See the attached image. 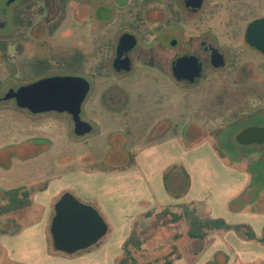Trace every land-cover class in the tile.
<instances>
[{
	"label": "rangeland",
	"instance_id": "1",
	"mask_svg": "<svg viewBox=\"0 0 264 264\" xmlns=\"http://www.w3.org/2000/svg\"><path fill=\"white\" fill-rule=\"evenodd\" d=\"M9 1L0 0V40L9 44L6 53L0 52L2 189L50 178L54 172L49 171V167L61 162L69 167L78 166L77 161H69L77 155L87 156L85 161L91 166L103 167L121 166L137 155L142 164L152 157L164 159L173 153L169 142L175 139L177 145L187 151L199 148L205 142L214 143L229 162L236 157L238 144L229 143L228 138L261 122L241 117L249 111L250 103L257 109H264V58L253 51H245L246 56L256 63L254 78L249 81L237 82L238 76L227 71L211 74L198 86L187 88L175 84L152 66L151 7L136 10L134 5L129 6L128 0H72L62 25L50 35V25L59 18L52 0H16L7 5ZM136 2L146 5V0ZM31 3H34L30 18L32 26L23 28L22 36H19L14 16ZM144 10L151 14L142 28L146 37L141 39L140 47L148 54H143L141 62H136L131 73L116 74L112 61L117 41L128 31L127 21L137 20V16L144 19L143 15L148 14ZM227 14L225 11L213 18L208 28H215L218 34L227 37L230 33V27L226 25ZM77 50L84 54L82 64L77 65L79 76L91 85L81 112V118L93 126L88 136L80 138L75 135L73 121L67 114L33 115L19 109L15 100H1L9 88L35 81L32 62L50 59L55 71L59 72L63 56ZM261 123L264 124V120ZM222 129L224 132L219 142ZM38 211L39 207H34L26 212ZM162 211L152 210L134 221L131 236L141 240L143 246L138 249L130 245L135 258V263L131 264H165L167 259L176 256L171 255V250L176 236L184 234L187 223L154 227L161 223ZM7 216L0 218V231H13ZM4 252L0 242V264H9ZM26 253H29L30 260L42 257L41 251L28 249ZM47 256L49 262L51 258H68L55 251L52 244Z\"/></svg>",
	"mask_w": 264,
	"mask_h": 264
},
{
	"label": "crops",
	"instance_id": "2",
	"mask_svg": "<svg viewBox=\"0 0 264 264\" xmlns=\"http://www.w3.org/2000/svg\"><path fill=\"white\" fill-rule=\"evenodd\" d=\"M228 140L238 144L236 157L229 162L214 143L205 142L187 151L175 139L169 142L173 153L164 159L152 157L142 164L137 155L121 166L103 167L91 166L85 161L87 156L77 155L69 161H77L78 166L61 162L49 167L54 172L50 178L0 188V195L19 188L32 191L29 207L5 215L13 226V231H0L5 260L9 264H118L136 219L152 210H180L183 205H192L202 218L248 226L257 240L246 239L234 230L192 240L186 228L184 234L176 236L171 250L176 256L170 259L171 264H264V144L241 145L236 134ZM65 193L97 209L108 223L109 233L89 250L49 262L55 205ZM34 207H39L35 217L26 212ZM28 249L41 251V259L30 260Z\"/></svg>",
	"mask_w": 264,
	"mask_h": 264
},
{
	"label": "flooded vegetation",
	"instance_id": "3",
	"mask_svg": "<svg viewBox=\"0 0 264 264\" xmlns=\"http://www.w3.org/2000/svg\"><path fill=\"white\" fill-rule=\"evenodd\" d=\"M10 1L13 3L16 0ZM9 2L7 5L11 4ZM128 4L129 6L134 5L136 10L151 7L150 9L153 12L151 33L154 45L151 57L152 66L167 75L177 85L193 88L211 74L227 71L238 76L236 77L237 82L249 81L254 78L256 63L255 60L246 56L245 51H253L264 58V54L252 47L246 39L249 26L257 20L264 19V0H146L144 6L136 0H128ZM225 11L228 13L226 25L230 27V33L227 37L218 34L215 28H208L210 21ZM146 12L148 14L143 15L144 19L137 16V20L127 21L128 31L122 34L117 41L115 56L112 61V69L116 74L126 75L131 73L136 62H141L143 54H148L140 47L141 39L146 37L143 36L142 28L145 26L146 18L150 17L151 14L150 11ZM48 16L51 17V11H49ZM48 21H52V19L49 18ZM126 34L134 36L137 40L136 47L125 54V57L131 62L130 71L120 69L122 62L116 63L120 39ZM195 67L200 70L199 78L194 82L178 81L177 72L188 73L194 70ZM55 76L80 77L79 73L64 74L60 71H53L45 78ZM36 81L39 80L35 79L29 84ZM248 106L249 111L241 117L248 120L258 119L257 121L262 122L264 120V109H257L251 103ZM237 119L238 117L235 118V121ZM82 120L90 123L84 118ZM261 122L239 131L236 134V141L237 136L248 128H264V124ZM222 132H224L223 129L219 131V134ZM2 197L3 194L0 195V198Z\"/></svg>",
	"mask_w": 264,
	"mask_h": 264
},
{
	"label": "water",
	"instance_id": "4",
	"mask_svg": "<svg viewBox=\"0 0 264 264\" xmlns=\"http://www.w3.org/2000/svg\"><path fill=\"white\" fill-rule=\"evenodd\" d=\"M10 1L9 3H11ZM247 42L264 54V19L253 22L246 34ZM137 45L132 35H124L117 48V62L121 68L130 71L131 62L125 54ZM119 70V69H118ZM200 70L195 67L188 73H176L178 81L194 82L200 77ZM88 80L77 76H55L44 78L32 84L9 88L4 101L15 100L19 109L33 115L46 113L69 114L74 122L77 137L88 136L93 126L81 119L82 106L90 93ZM241 145L264 144V128L251 127L237 136ZM51 237L55 251L73 256L89 250L102 241L109 233V225L93 206L82 203L73 194L65 193L55 205V216L51 223Z\"/></svg>",
	"mask_w": 264,
	"mask_h": 264
},
{
	"label": "trees",
	"instance_id": "5",
	"mask_svg": "<svg viewBox=\"0 0 264 264\" xmlns=\"http://www.w3.org/2000/svg\"><path fill=\"white\" fill-rule=\"evenodd\" d=\"M72 0H53L57 8L59 18L50 25L49 33L53 35L59 27L62 25L66 18L67 8ZM34 7V3L28 4L25 8L19 9L14 16V25L20 32L19 36H22L21 30L25 27H31L32 22L31 10ZM9 44L6 41L0 40V52L6 53L8 51ZM21 51L22 48L18 46ZM84 59L82 51L77 50L74 54L65 55L62 58V67L60 72L64 74L80 73L77 65H81ZM31 70L37 80L45 78L49 73L55 71V67L50 59L37 60L31 63ZM0 81V87H1ZM167 187V185H166ZM32 191L26 188L14 189L3 193V197L0 201V217L13 213L15 211L25 209L31 205ZM180 211L174 212L170 208L165 209L160 214L161 223L154 225V227L177 225L182 222L187 223V237L192 240H204L211 233L222 230H234L242 237L249 240H257L256 235L250 230L248 226L239 225L231 226L223 219L202 218L198 215L197 209L192 205H183L179 207ZM105 219V218H104ZM264 243V239L261 240ZM52 244V243H51ZM133 246L140 249L143 246V242L139 239H134V235L130 236L124 245V257L118 264H131L135 263L129 247ZM165 264H171V261L167 259ZM211 264H216L215 261Z\"/></svg>",
	"mask_w": 264,
	"mask_h": 264
}]
</instances>
